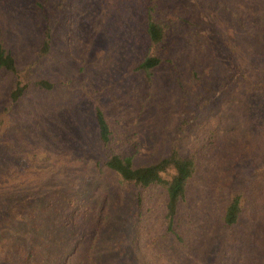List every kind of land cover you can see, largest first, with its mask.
I'll use <instances>...</instances> for the list:
<instances>
[{
	"label": "rangeland",
	"instance_id": "rangeland-1",
	"mask_svg": "<svg viewBox=\"0 0 264 264\" xmlns=\"http://www.w3.org/2000/svg\"><path fill=\"white\" fill-rule=\"evenodd\" d=\"M0 33L28 83L11 103L17 75L0 71V264H264V0H0ZM96 108L136 166L174 139L198 156L176 234L162 186L103 165ZM238 187L247 206L225 227Z\"/></svg>",
	"mask_w": 264,
	"mask_h": 264
},
{
	"label": "trees",
	"instance_id": "trees-1",
	"mask_svg": "<svg viewBox=\"0 0 264 264\" xmlns=\"http://www.w3.org/2000/svg\"><path fill=\"white\" fill-rule=\"evenodd\" d=\"M146 31L150 41L154 44H158L165 39V27L154 20L151 15H147ZM51 39L52 29L46 26L38 48V56L43 57L47 54L51 46ZM160 63L161 59L157 55H150L138 63L135 70L149 72ZM2 70L11 71L17 75L18 79L10 94L11 103L16 102L28 89V83L23 82L24 75L18 71L15 56L4 46L0 33V71ZM33 85L39 89L49 90L53 83L41 79L33 81ZM95 115L98 138L107 151L103 165L108 170L115 172L125 185L138 186L143 189L156 185L162 186L166 192L163 215L166 230L176 234L175 225L178 221L179 207L186 201L187 189L196 171L198 156L195 153L185 154L181 149V140L174 139L166 155L150 164L136 166L130 156H123L111 149L112 133L110 127L99 108H96ZM260 140L261 147L264 149V133ZM247 202L248 197L243 187H238L231 192L222 218L225 227H232L238 222L240 215L247 206ZM58 264H64V262Z\"/></svg>",
	"mask_w": 264,
	"mask_h": 264
}]
</instances>
